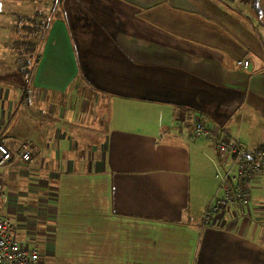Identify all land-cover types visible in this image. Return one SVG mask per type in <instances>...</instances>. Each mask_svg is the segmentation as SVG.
Returning <instances> with one entry per match:
<instances>
[{"label": "crops", "instance_id": "1", "mask_svg": "<svg viewBox=\"0 0 264 264\" xmlns=\"http://www.w3.org/2000/svg\"><path fill=\"white\" fill-rule=\"evenodd\" d=\"M6 16L0 144L33 160L0 169V215L39 264H264V176L203 229L221 157L189 138L264 146V0H0Z\"/></svg>", "mask_w": 264, "mask_h": 264}, {"label": "built area", "instance_id": "2", "mask_svg": "<svg viewBox=\"0 0 264 264\" xmlns=\"http://www.w3.org/2000/svg\"><path fill=\"white\" fill-rule=\"evenodd\" d=\"M237 64L246 70L250 66V61L241 59ZM189 138L190 140L203 138L213 142L221 157L216 164L219 187L203 217V229H206L214 223L216 216L231 205L250 206L251 185L264 176V146L252 150L238 141L220 135L215 127L205 123H197ZM16 160L22 162L33 160L30 145L23 142L18 151L13 153L5 145L0 144V169ZM9 201L10 196L4 193L3 184L0 183V206ZM13 229L11 221L0 215V264H39L38 250L21 244L13 237Z\"/></svg>", "mask_w": 264, "mask_h": 264}, {"label": "trees", "instance_id": "3", "mask_svg": "<svg viewBox=\"0 0 264 264\" xmlns=\"http://www.w3.org/2000/svg\"><path fill=\"white\" fill-rule=\"evenodd\" d=\"M37 15L38 14L34 16H23L18 19L19 24L22 25V30L28 34V36L25 37L23 43H26V41L29 40H37V42H39L42 39L40 28L41 25H44V23H42L43 20L41 19V17H38ZM28 46H30V43H28ZM24 63L25 62L20 63V68L24 65Z\"/></svg>", "mask_w": 264, "mask_h": 264}, {"label": "rangeland", "instance_id": "4", "mask_svg": "<svg viewBox=\"0 0 264 264\" xmlns=\"http://www.w3.org/2000/svg\"><path fill=\"white\" fill-rule=\"evenodd\" d=\"M6 8H15V6L14 5H10V4H6L5 2H2V10H3V12H5ZM27 15L33 16L31 14V11H29V10H27ZM17 17H15V16H6L5 18H1L0 17V39H3V36L5 34L4 27L9 26V25L14 26V22L17 23ZM8 38H10V39L12 38V35L10 33H9V37ZM4 217H6V216H4ZM6 218L8 220H10L11 223L13 224V226L15 227V221L13 219H10V217H6ZM16 228H17V230L22 229L21 227H18L17 225H16ZM28 231H30L29 227H28V229H25V232H28ZM22 242H23L22 244L25 243V244H30L31 246L33 245V242L31 240L30 236H28L27 239L22 241Z\"/></svg>", "mask_w": 264, "mask_h": 264}]
</instances>
